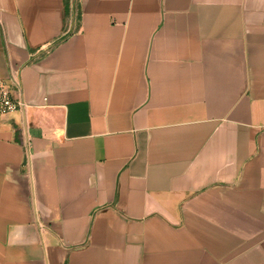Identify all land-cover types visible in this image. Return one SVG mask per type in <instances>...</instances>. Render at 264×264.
<instances>
[{
	"label": "crops",
	"instance_id": "crops-1",
	"mask_svg": "<svg viewBox=\"0 0 264 264\" xmlns=\"http://www.w3.org/2000/svg\"><path fill=\"white\" fill-rule=\"evenodd\" d=\"M0 0V264H264V0Z\"/></svg>",
	"mask_w": 264,
	"mask_h": 264
},
{
	"label": "built area",
	"instance_id": "built-area-1",
	"mask_svg": "<svg viewBox=\"0 0 264 264\" xmlns=\"http://www.w3.org/2000/svg\"><path fill=\"white\" fill-rule=\"evenodd\" d=\"M70 7L73 14H75L77 11L76 0H70ZM23 107L24 104L13 97L7 82L0 79V127L4 117L19 112Z\"/></svg>",
	"mask_w": 264,
	"mask_h": 264
}]
</instances>
